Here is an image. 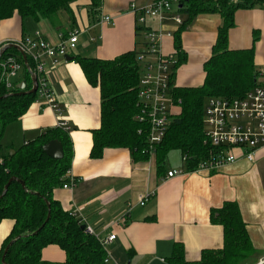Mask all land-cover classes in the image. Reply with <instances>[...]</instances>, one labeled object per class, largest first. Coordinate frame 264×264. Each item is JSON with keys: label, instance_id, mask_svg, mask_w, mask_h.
Returning a JSON list of instances; mask_svg holds the SVG:
<instances>
[{"label": "crops", "instance_id": "crops-1", "mask_svg": "<svg viewBox=\"0 0 264 264\" xmlns=\"http://www.w3.org/2000/svg\"><path fill=\"white\" fill-rule=\"evenodd\" d=\"M151 1L102 0L100 15L91 18L88 1L81 0L72 4L68 12H59L51 19H22L16 14L0 22V43L40 32L57 45L61 35L73 30L81 32L75 54L66 55L54 69L48 64V84L70 128L69 173L77 180L72 190L56 188L54 199L101 239L116 236L106 246L109 264H172L170 259L177 245L184 249L186 261L198 262L204 250H219L224 245L223 227L211 222V210L236 202L255 249L246 264H264V147L256 152L253 162L237 150L239 159L215 173L187 172L172 179L158 175L155 153L147 162L134 161L128 149H105L99 159L91 156L93 132L101 127L100 90L89 84L74 57L113 60L136 50L139 25L131 5L142 7ZM101 16L111 17L113 23L95 25ZM182 17L185 21L186 16ZM222 23L218 14H201L181 32L187 61L175 70L172 91L203 86L204 65L213 55ZM147 25L163 30V54H175L174 36L181 26L170 19L162 23L148 20ZM228 42L230 50L253 48L255 69L264 68V9L238 10ZM24 74L16 81L19 85L24 83ZM178 112L176 105L173 114ZM58 120L48 105L33 102L22 117L7 125L0 143L13 153L56 128ZM176 152L168 154V171L184 168L182 155ZM141 196L147 197L144 206L139 203ZM121 219L123 222H119ZM13 226L11 220L0 224V251ZM42 259L64 264L66 253L50 245L43 250Z\"/></svg>", "mask_w": 264, "mask_h": 264}, {"label": "trees", "instance_id": "trees-1", "mask_svg": "<svg viewBox=\"0 0 264 264\" xmlns=\"http://www.w3.org/2000/svg\"><path fill=\"white\" fill-rule=\"evenodd\" d=\"M78 1L81 0H0V22L16 14L22 19H51L59 12H68ZM86 1L90 11L101 8L102 0ZM185 2V8L179 12L186 16V20L181 31L174 36L178 62L173 67L172 82L175 70L187 61L181 32L201 14H218L223 23L213 55L204 65L203 86L174 88L172 91L175 104L178 105L179 101L181 104L179 112L172 116L162 143L154 150L160 177L169 172L167 157L171 151H180L187 172H194L208 158L212 147L206 142L203 120L209 98H240L258 85L254 49L230 50L228 39L235 26L236 12L258 7L259 0H242L237 5L229 0ZM144 30L146 28L141 26L136 29V50L113 60L74 57L89 84L100 90L101 127L93 132L91 156L94 159L101 158L105 149H128L134 161L150 160L149 126L136 119L142 106L138 91L143 70L138 56L145 51L139 50L138 46H145V42L139 39ZM7 53L20 56L14 48L5 51ZM24 72L26 91H29L32 78L27 70ZM19 92L16 89L13 94ZM35 99L36 94L8 95L0 88V141L7 125L22 117ZM69 132L59 127L47 130L13 153L6 151L0 143V224L4 220L14 222L1 248L0 264L9 244L5 264H54L42 259L43 250L50 245H56L66 253L64 264H106L107 252L101 241L81 229L82 221L64 211L53 196V191L67 182L72 167ZM52 140L62 144V159H53L45 153L43 147ZM12 178L16 180L3 195ZM210 218L213 224L223 227V248L204 250L198 262H188L184 249L177 245L170 259L172 264H241L254 255L255 249L236 202H226L211 210Z\"/></svg>", "mask_w": 264, "mask_h": 264}, {"label": "built area", "instance_id": "built-area-1", "mask_svg": "<svg viewBox=\"0 0 264 264\" xmlns=\"http://www.w3.org/2000/svg\"><path fill=\"white\" fill-rule=\"evenodd\" d=\"M185 1L153 0L142 7L131 5L132 13L137 16L138 25L146 28L143 31L145 52L138 56L143 70L138 91V99L142 106L136 119L146 122L149 126L150 155H153L155 147L162 143L172 121L173 107L176 106L172 96V74L173 67L178 60L175 54L170 56L163 54L164 32L162 29L149 28L147 22L155 20L162 23L170 19L176 25L181 26L184 20L179 10L185 8ZM229 2L237 5L242 0H229ZM258 7L264 9V0H259ZM96 14L99 16V11H90L91 18H96L94 17ZM95 23V25L112 24L113 19L109 16H101ZM80 35L81 32L78 30L61 35L60 43L57 45L48 41L40 32L15 42L0 43V88L5 89L8 95H12L18 89L19 83L16 81L20 74L27 70L37 80L34 102L38 105L45 103L52 108L58 115L57 127L66 131L70 130L69 125L64 120L62 109L56 102L48 84V64L54 69L66 55L75 54ZM92 41H95V38ZM10 44L18 46L24 52L27 65L24 64L21 55L5 54V47ZM257 84L253 90L240 98L212 97L208 99L203 122L206 142L212 147V151L194 172L215 173L224 166L235 163L239 159L235 153L237 150L241 151L242 156L248 161L255 160L256 152L264 147V68L258 70ZM180 104L181 101L178 102V105ZM185 173L187 171L184 168L172 170L167 173L166 179H172ZM67 179L62 187L72 190L76 187L77 180L70 173ZM139 201L140 205L144 206L147 197L141 196ZM131 207L132 205L129 204L128 212ZM86 231L95 235L90 227H86ZM96 237L101 241L105 250L109 243L116 240L115 235L105 239ZM109 262L110 256L107 252L106 264Z\"/></svg>", "mask_w": 264, "mask_h": 264}, {"label": "water", "instance_id": "water-1", "mask_svg": "<svg viewBox=\"0 0 264 264\" xmlns=\"http://www.w3.org/2000/svg\"><path fill=\"white\" fill-rule=\"evenodd\" d=\"M11 48L16 49L20 53V55L22 56V59L24 61V64L27 65V57L24 54V52L18 46L14 45V44H10V45L5 47L4 51H7L8 49H11ZM27 69H28V67H27ZM31 78H32V83H33V85H32L33 87H32L31 90L26 91V86L23 83V84L19 85V87H18L20 92L18 94H12V95H33V94H36V92H37V80H36V77L34 75H31ZM43 149H44L45 153L49 157H51L53 159H62L64 157L63 146H62V144L59 141L52 140L49 143H47L43 147ZM15 180H16L15 178H12L8 182V184L5 186V190H4L3 195L8 191L9 186ZM21 184L24 185L23 182ZM48 206H49V204H48ZM86 227H87L86 225H82L81 229H86ZM10 245L11 244H9V246L6 248V250L4 252V255H3V258H2V264H5V256H6L7 252H8V250H9Z\"/></svg>", "mask_w": 264, "mask_h": 264}, {"label": "rangeland", "instance_id": "rangeland-1", "mask_svg": "<svg viewBox=\"0 0 264 264\" xmlns=\"http://www.w3.org/2000/svg\"><path fill=\"white\" fill-rule=\"evenodd\" d=\"M139 39L142 40V43L144 42V33L141 34V37ZM138 49L144 51V49H145L144 44L138 46ZM175 154H179V152L177 151ZM251 258H252V256L241 264H246L247 262H249L251 260Z\"/></svg>", "mask_w": 264, "mask_h": 264}]
</instances>
